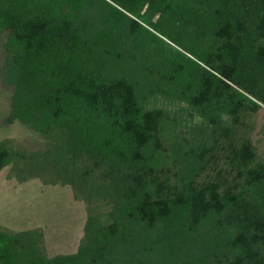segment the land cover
I'll return each instance as SVG.
<instances>
[{
    "label": "trees",
    "instance_id": "16d2710c",
    "mask_svg": "<svg viewBox=\"0 0 264 264\" xmlns=\"http://www.w3.org/2000/svg\"><path fill=\"white\" fill-rule=\"evenodd\" d=\"M2 37L5 121L48 144L0 141V172L29 161L107 208L53 256L0 227V264H264V159L239 127L264 105V0H0Z\"/></svg>",
    "mask_w": 264,
    "mask_h": 264
},
{
    "label": "rangeland",
    "instance_id": "374dc122",
    "mask_svg": "<svg viewBox=\"0 0 264 264\" xmlns=\"http://www.w3.org/2000/svg\"><path fill=\"white\" fill-rule=\"evenodd\" d=\"M3 40L0 38V69L5 56ZM12 92L0 73V141L8 140L12 148L19 150L45 149V135L18 120L5 121L11 110ZM241 120L240 135L249 137L258 156L264 159V105L256 112H246ZM27 164L31 165L29 161H16L0 172V227L11 232H36L48 256L76 251L88 212L103 211L107 206L75 199L70 186L53 181V173L30 172ZM218 167H223L222 160Z\"/></svg>",
    "mask_w": 264,
    "mask_h": 264
}]
</instances>
